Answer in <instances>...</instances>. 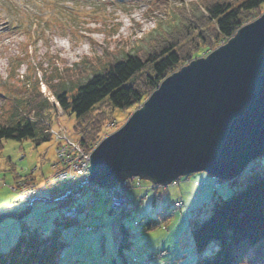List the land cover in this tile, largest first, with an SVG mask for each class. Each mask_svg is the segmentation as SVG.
<instances>
[{
  "label": "rangeland",
  "instance_id": "374dc122",
  "mask_svg": "<svg viewBox=\"0 0 264 264\" xmlns=\"http://www.w3.org/2000/svg\"><path fill=\"white\" fill-rule=\"evenodd\" d=\"M202 1L164 0L160 5V0H0V122L24 112L31 98L41 94V100L48 105L40 114L34 110L26 112V117L39 122L41 119L54 122L57 117H62L69 125L70 133L77 138V119L61 108L55 89L67 87L68 93L72 94L77 85L85 83L108 64L109 58L118 61L140 50L150 53L158 37H164L165 33L182 25L185 15L193 16V21L200 20L205 12ZM263 12L264 5L254 10L248 16L249 22L243 25L253 22ZM228 40L217 41L213 49L209 46L197 57L208 55ZM137 108L132 111L115 109L116 123L113 120L105 123L92 150L88 151L82 145L90 152V166L93 149L123 126ZM56 156L53 139L39 145L32 139L3 140L0 209L11 207L17 199L6 185L14 184L21 176H25L23 187L33 185L31 183L40 187L48 182ZM257 161L263 169L264 156ZM191 176V181H178L158 188L157 196L159 194L161 198L156 203L153 202L154 192L145 189L148 199L137 207L140 190L128 191L131 199L128 211L131 212L125 214L124 223L132 234V241L123 248L115 244V237L120 232L115 215L100 195L91 211L80 219L91 226L103 227L91 232L79 230L76 224L66 227L61 235L66 246L59 264H113L115 261L197 264L210 257L219 245L213 241L201 253L196 250L190 208H201L199 220L202 221L210 216L215 201L228 198L234 189L230 181L209 177L205 172ZM237 178L238 181L245 179L243 174ZM42 200L30 204L34 207L22 220L7 217L0 223V251L13 247L24 227L42 228L45 235L50 234L43 220L48 215L49 228L56 226V203H43ZM175 201H183L190 208L173 215ZM150 217L157 218L159 225L146 230L144 225ZM134 219L140 221V227L134 226ZM160 250L169 253L159 259L148 257Z\"/></svg>",
  "mask_w": 264,
  "mask_h": 264
},
{
  "label": "water",
  "instance_id": "95a60500",
  "mask_svg": "<svg viewBox=\"0 0 264 264\" xmlns=\"http://www.w3.org/2000/svg\"><path fill=\"white\" fill-rule=\"evenodd\" d=\"M264 156V12L227 43L161 81L91 153L90 178L112 187L139 176L168 186L205 172L231 181ZM33 209L5 211L22 220Z\"/></svg>",
  "mask_w": 264,
  "mask_h": 264
},
{
  "label": "trees",
  "instance_id": "16d2710c",
  "mask_svg": "<svg viewBox=\"0 0 264 264\" xmlns=\"http://www.w3.org/2000/svg\"><path fill=\"white\" fill-rule=\"evenodd\" d=\"M158 3L163 5L164 0ZM262 5L264 0H203L205 12L202 18L193 21V16L185 15L182 25L165 33L164 37H158L150 53L140 50L118 61L109 58L108 64L85 83L77 85L72 94L68 93L67 87L55 89L61 107L77 119L75 131L82 133L81 144L91 151L105 123L111 120L116 123L115 109L132 111L143 104L163 79L201 55L209 46L213 49L217 41L225 42L232 37L249 22L248 16ZM41 99V94L31 98L24 112L0 122V149L5 139H32L36 145L52 140L44 122L26 117V112L32 110L42 113L48 104ZM243 176L244 181H238V178L230 181L234 190L228 198L215 201L206 219L200 221V213L194 217V210L187 205L184 208H190L192 214L196 250L201 253L213 241L219 245L210 257L197 264H264V166L263 170L250 168ZM144 190L137 199L145 194ZM71 224H77V221H66L65 228ZM158 225V219L150 217L144 227L151 230ZM123 232L128 237L125 225ZM61 235L58 228L45 235L42 228L24 227L17 243L0 251V264H59L66 246ZM131 241L126 240L120 246H128Z\"/></svg>",
  "mask_w": 264,
  "mask_h": 264
},
{
  "label": "built area",
  "instance_id": "2783aa9c",
  "mask_svg": "<svg viewBox=\"0 0 264 264\" xmlns=\"http://www.w3.org/2000/svg\"><path fill=\"white\" fill-rule=\"evenodd\" d=\"M223 43V42H222ZM32 120L33 117H31ZM47 124L46 132L55 140L56 159L52 165V174L49 176L48 182L38 187L36 183L25 186V176H19L14 184H9L8 188L13 192L17 199L13 202L11 209L25 208L36 200L53 201L57 204V216L60 225L65 221H77L78 229L85 232L101 229L100 226L85 225L80 220L82 215L88 214L95 204L99 195L105 197L114 212L119 227L123 224L122 216L128 210L130 199L129 190H143L145 187L139 177L128 178L122 183H118L113 187H102L91 181L90 174V152L86 151L81 144L80 137L82 133L77 134L75 138L71 133L68 124L63 118L57 117V120L51 122L48 119H41ZM257 164V165H256ZM263 170L261 164L257 160L252 161L248 165V169ZM154 192V199L157 196L158 185L150 183L148 186ZM147 195L140 196L139 204ZM185 203L176 202L175 211H182ZM1 212V210H0ZM201 210L194 211V217L198 216ZM49 216H45L44 223H48ZM135 225H140L138 221ZM124 233L119 232L115 237V242L122 244L127 240ZM167 254L166 251H158L151 254V259H156ZM116 264V263H113Z\"/></svg>",
  "mask_w": 264,
  "mask_h": 264
}]
</instances>
